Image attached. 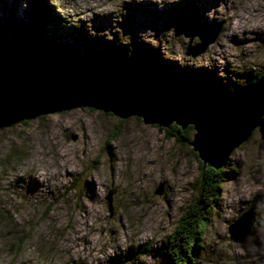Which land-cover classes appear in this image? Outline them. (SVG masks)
<instances>
[{
	"label": "clouds",
	"instance_id": "1",
	"mask_svg": "<svg viewBox=\"0 0 264 264\" xmlns=\"http://www.w3.org/2000/svg\"><path fill=\"white\" fill-rule=\"evenodd\" d=\"M143 2L46 0L65 28L84 22L89 36L125 47L127 61L135 48L133 33L121 27L125 5ZM179 2L150 0L157 9ZM29 6L20 0L21 10ZM96 15H110L111 27L97 31ZM203 15L220 27L195 54L188 49L204 43L201 35L177 33L175 25L159 32L145 27L136 36L180 68L215 70L229 92L233 84L264 79V0H217ZM67 62L61 57L50 70ZM249 73L252 80L244 75ZM60 105L27 117V123H21L24 117L0 125V264H112L117 256L120 264H163V256L152 252L162 244L169 245L163 251L174 264H264L261 125L232 144L217 167L196 147L195 121L121 114L88 100ZM32 180L38 187L30 191ZM88 184L94 185L91 193ZM197 205L203 221L190 225L187 235L179 232ZM249 211V230L235 239L230 228ZM130 248L141 250L125 259Z\"/></svg>",
	"mask_w": 264,
	"mask_h": 264
},
{
	"label": "water",
	"instance_id": "2",
	"mask_svg": "<svg viewBox=\"0 0 264 264\" xmlns=\"http://www.w3.org/2000/svg\"><path fill=\"white\" fill-rule=\"evenodd\" d=\"M177 32L201 35L202 45L189 47L195 54L214 39V28L198 20H188ZM174 25V24H171ZM170 25V26H171ZM88 100L115 107L121 114L144 113L149 119L182 124L195 121L199 129L196 147L203 157L217 167L223 163L232 144L245 138L264 113V79L234 91L203 92L185 83L162 80L144 67L115 64L104 67L63 66L55 70L37 69L30 64H10L0 60V125L31 117L46 107L66 102ZM251 211L231 226L235 239L249 230ZM163 264L170 260L163 258Z\"/></svg>",
	"mask_w": 264,
	"mask_h": 264
},
{
	"label": "rangeland",
	"instance_id": "3",
	"mask_svg": "<svg viewBox=\"0 0 264 264\" xmlns=\"http://www.w3.org/2000/svg\"><path fill=\"white\" fill-rule=\"evenodd\" d=\"M217 0H180L179 3L173 5H167L164 9H157L155 5L150 3V0H144L140 4H126L125 7L128 9V15L125 16L124 22L121 27L124 28L126 32L133 33V46L135 48L136 55L133 57L135 61L144 67L151 66L158 74V77L162 80H173L179 74H185L186 80L194 85L199 84H222L216 77L215 70L209 71L207 69H191V68H180L176 63L163 60L157 49L151 48L149 45L138 41L136 33L143 30L145 27H152L157 30V32L171 27L174 24L176 29L188 26V20H198L200 23H206L210 27H215L218 25L215 21L209 22L206 17H204L203 12L207 10L208 7L214 6ZM29 9H20V0H0V58H7L11 54L17 52L21 46V42L26 34L29 24L32 22L35 9L36 0H29ZM55 13V12H54ZM56 14V13H55ZM186 14L187 17L184 19L182 16ZM57 15V14H56ZM58 16V15H57ZM59 18V17H58ZM110 15H96L93 18V26L97 31H101L104 28L111 27ZM81 22V28L68 29L65 28L63 23L59 26L60 29L63 28L67 34L63 39H59V42L69 43L80 49L82 55L79 56V60H84L83 65H85V57L87 62H90L94 67H104L112 66L117 63L120 53L118 49H126L123 46H119L115 40L106 41L103 37L93 38L89 36L83 27ZM171 25V26H170ZM58 28V26H57ZM45 31H40L41 35L47 38L48 36H60L58 33L53 34L52 31H48L50 35H46L45 32L49 28H45ZM178 33V32H177ZM77 39H74L72 36ZM63 36V35H62ZM85 39V40H82ZM234 42L241 43V41L236 40L233 37ZM53 49L52 44H48L47 49L42 48L41 53L34 52L28 60L38 66H47L50 68L52 64H59L50 50ZM66 64L57 67L62 68ZM56 68V69H57ZM147 69V68H146ZM247 79L252 77V74H244ZM233 84L231 80L228 82ZM234 85V84H233ZM95 110V109H93ZM25 123V122H21ZM27 123V121H26ZM262 132H264V126L261 127ZM226 176L231 177L233 173H225ZM22 179V178H21ZM38 187L35 180L30 181L29 190H34ZM88 191L93 192L94 185H87ZM228 243H231L229 241ZM165 244H162L161 248L152 249L155 255H162L161 252ZM139 248H130L127 258H131L140 251ZM163 258L170 260L168 257L163 256ZM120 257L114 258L112 264H120ZM171 264V260H170Z\"/></svg>",
	"mask_w": 264,
	"mask_h": 264
},
{
	"label": "trees",
	"instance_id": "4",
	"mask_svg": "<svg viewBox=\"0 0 264 264\" xmlns=\"http://www.w3.org/2000/svg\"><path fill=\"white\" fill-rule=\"evenodd\" d=\"M184 19H186L187 15L183 14L182 16ZM190 20V19H189ZM62 20L58 18V16L54 13V11L51 9L50 6L47 5L46 0H36V9H35V15L32 20V22L29 24L26 34L21 42V46L19 50L13 54H11L7 58H0V60H5L10 62V64H30L35 66L37 69H43V68H49L47 66H38L32 64L28 58L32 56L34 52L36 53H41L42 48L47 49L48 44L53 45V49L50 50L53 57L59 61L61 57L67 58L68 62L66 63V66H76V65H83L84 60L80 61L79 56L80 55H71L70 49L67 47L69 43H63L59 42L58 40L63 39V37L67 34L64 32L65 30L60 29L59 26L62 25ZM58 26V28H57ZM45 28L47 31L45 32L46 35L48 34V31H52L53 34L58 33L60 36H48L45 38L44 36L41 35L40 31H45ZM63 35V36H62ZM74 39H77L74 35L72 36ZM82 40H85L82 38ZM2 42H0L1 45ZM72 45V44H71ZM79 53L80 49L72 45ZM118 52L120 53V56L118 57L117 63L118 64H126V65H133L140 67L142 66L141 64L137 63L135 59H132L131 61H127L125 59V52L126 49H118ZM136 53L134 52V56ZM109 66V65H107ZM147 70H150L153 73H157L151 66H145ZM253 76L249 78V80H252ZM174 81H181L185 83L189 88L192 87V83H190L188 80H186V75L185 74H179L177 77L173 78ZM237 85H233L235 87ZM194 88L201 90L203 92H212V91H228V85H223V84H195ZM26 123V121H25ZM203 221V208L200 205H197L193 211V214L191 216V219L185 223H183L178 231L185 233L187 235L190 231V225L194 226L195 224L202 222ZM180 237L178 235L172 237L173 243H176ZM169 245L165 244L163 249H166ZM199 247L194 244L192 247V252L194 255H198L199 253ZM183 252V249H181ZM162 256L168 257L171 260V264H174V261L172 257L166 252L163 251L161 252ZM190 264V262H189Z\"/></svg>",
	"mask_w": 264,
	"mask_h": 264
}]
</instances>
